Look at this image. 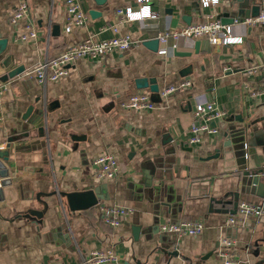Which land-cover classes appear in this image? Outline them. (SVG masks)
<instances>
[{"label": "crops", "instance_id": "0c3cea01", "mask_svg": "<svg viewBox=\"0 0 264 264\" xmlns=\"http://www.w3.org/2000/svg\"><path fill=\"white\" fill-rule=\"evenodd\" d=\"M78 1L88 22L67 33L66 0H28L39 37L22 41L17 34L23 25L12 26L9 19L17 0H0V37L8 39L6 48H0V81L10 69L25 68L5 80L9 88L0 97V147L16 138L7 163L12 182L3 187L0 199V264H81L97 248L114 250L118 261L110 264H223L217 249L225 236L237 240L244 259L240 264H264V216L226 228L234 209L232 193L241 189L245 166L264 168V95L251 94L264 87V71L247 72L264 64V29L228 23L232 36L241 38L237 43L212 45L204 39L196 53L193 39H181L177 50L161 43L155 50L145 42L190 25L188 15L191 24L213 12L223 19L228 1L207 8L197 5L200 0ZM145 3L154 18L122 21L117 14L125 7L138 11ZM256 5L263 7L264 0H244L239 6ZM92 9L100 15H91ZM54 25L60 26L56 34ZM115 25L134 36L130 50L101 60L82 59L58 82L42 84L26 77L38 62L55 57L70 43L111 38ZM176 51L192 54L177 56ZM189 65L190 75L181 76ZM226 67L231 70L224 71ZM143 79L156 80L158 95L170 83L190 80L192 86L160 98L153 110L124 109L122 103L132 94H153L150 86L138 88ZM207 100L227 116L217 121L218 134L191 145L195 105ZM30 106V118L44 111V135L23 120ZM244 134L248 160L241 147ZM105 152L119 159L120 171L101 182L93 159ZM246 186L249 193L240 202L264 198L255 193L258 185ZM93 188L105 198L100 202L130 208L122 226L106 224L98 206L71 211L62 196ZM31 209L43 211V217H29ZM181 220L202 222L205 229L181 237L155 230L156 222ZM134 225L142 227L138 239Z\"/></svg>", "mask_w": 264, "mask_h": 264}, {"label": "built area", "instance_id": "2783aa9c", "mask_svg": "<svg viewBox=\"0 0 264 264\" xmlns=\"http://www.w3.org/2000/svg\"><path fill=\"white\" fill-rule=\"evenodd\" d=\"M140 3L149 0H137ZM221 0H200L202 7H214ZM68 22L66 32H73L76 27H83L87 24L89 16L83 10L78 0H66ZM117 14L122 21L144 20L154 18L150 5L143 4L138 11L131 7L119 8ZM10 24L12 26L22 24V31L17 34V39L22 41L36 40L39 37L38 27L32 18V9L28 0H17L15 9L10 14ZM242 23L250 27H261L264 29V6L260 8L258 15L247 17ZM114 35L108 39H97L87 37L81 41L70 43L58 55L53 58H46L37 63L26 72L27 78H34L39 83L58 82L70 74L72 65L82 59L101 60L106 56L126 52L136 44L134 36L130 32H122L118 26H112ZM160 43L165 46H172L178 49L181 39L208 40L212 45H229L237 43L240 37L232 36L231 26L224 24L217 14L210 13L205 18L194 24L180 27L179 29H168L158 36ZM231 70L226 67L224 71ZM264 71V64L254 65L248 68L249 74ZM264 80V78H263ZM192 86L190 80H183L181 83H170L159 91L162 100L168 99L174 93ZM9 88V82L0 81V97ZM254 97L264 95V87L251 90ZM124 109L136 110L139 112L153 110L157 103L152 100L149 91L132 94L124 103ZM195 122L190 127L189 144L198 145L204 142L206 136L216 135L220 127L216 124L218 120L224 119L227 112L220 109L214 101H199L194 109ZM96 169V177L104 182L113 179L120 171L119 159L110 152L102 153L93 159ZM1 180H0V188ZM100 213L106 224L118 228L122 226L125 217L130 213V208L120 204H109L100 202L98 205ZM264 216V198L256 201H242L235 214H231L226 221V228H239L244 226L250 217L261 218ZM205 229L202 222L181 220L160 224L162 233L176 236H197ZM217 254L223 264H240L244 261L238 249V242L231 237H223L217 249ZM118 255L112 248H97L86 256L81 264H110L117 263ZM249 262V261H247ZM63 264V263H55Z\"/></svg>", "mask_w": 264, "mask_h": 264}, {"label": "water", "instance_id": "95a60500", "mask_svg": "<svg viewBox=\"0 0 264 264\" xmlns=\"http://www.w3.org/2000/svg\"><path fill=\"white\" fill-rule=\"evenodd\" d=\"M97 3H102L103 0H95ZM228 4L225 5V11L226 14L225 18H221L222 22L224 24H230V23H242L247 17L250 16H256L258 15L259 11H260V6L256 5L254 7H252V9H248L246 7H240V3L244 2V0H227ZM187 5L192 6L193 3H191V1L187 2ZM197 5L199 6L200 3L197 1ZM189 8V7H188ZM91 15L96 16V15H100V12H98L95 9H92L90 11ZM190 15H188L185 20L187 22H189V24H191V19H190ZM227 18V19H226ZM229 18V19H228ZM229 20V21H226ZM54 33L56 34V32H58V30L60 29L59 25H54ZM7 41L8 39L2 38L0 37V48L1 50H4L7 46ZM203 43V40H195L194 43V49L196 53L200 52V47L201 44ZM146 45H148L150 48H153L156 50V48L158 47V45L160 44V40L159 38L156 39H150L148 41L145 42ZM177 50V49H176ZM192 54V52H175V55L177 56H190ZM6 66H8L9 68L11 67L9 63H5ZM23 70H25L24 67H17V68H13L10 69V72L8 75H5L3 77V81L7 80L8 77H14L16 74L23 72ZM192 72V65H189L188 67L183 68L180 71V75L181 76H188L190 75V73ZM137 86L138 88H146L150 86L151 91L153 92L152 94V100L154 102H157L160 100V96L158 95V90H159V85L156 83L155 79H143V80H138L137 81ZM34 107L30 106L29 109L27 110L26 113H24L23 115V120L26 121L29 125H33L35 129H38L41 132V135L45 134V130H46V125L43 123L42 124V120L41 118L44 116V111L43 110H38L37 112H42L43 114L38 117H34V118H30L31 113L33 111ZM43 117V120H44ZM249 128V127H246ZM31 129V128H30ZM33 130V129H32ZM30 132L26 133V136H29ZM15 139L13 137L9 138L7 141V144L4 147H0V179H1V185L2 187L0 188V199L3 198V187L11 184V178H10V169L7 165V163L10 160V148H11V144L15 142ZM242 152H243V157L248 160V157L251 156L250 153H248V149L250 148L249 145V141H247L246 139V135L244 134V137H242ZM171 139H169L170 141ZM243 175L245 176L242 179V183H241V189L240 191L237 192H233L232 194H234V209L230 211L231 214H235L238 210V206L240 204L241 198L243 196V194L249 193L248 192V186L249 184H253L255 187L258 185L259 186V190L257 192H255L257 194V196L259 197H264V168L263 167H256V168H250L246 165L245 166V171L243 172ZM152 185V183H151ZM153 186V185H152ZM158 191L159 188L153 187V190ZM62 196L66 197L67 199V203H68V207L71 211H81V210H86L89 209L91 207L94 206H98L100 201L105 199L104 197H102L97 189L93 188V189H86L84 191H71V192H62ZM219 202H222L221 200ZM44 215L43 211H38V210H33L31 209L28 212V216H35L38 218H42ZM155 230L156 231H160V225L159 222H156L155 224ZM142 227L139 225H134L133 226V234L134 237L136 239H138L140 237V233H141ZM153 230V229H152ZM171 254L173 255H178V251H173ZM210 255V254H209ZM209 255H207L208 258Z\"/></svg>", "mask_w": 264, "mask_h": 264}]
</instances>
